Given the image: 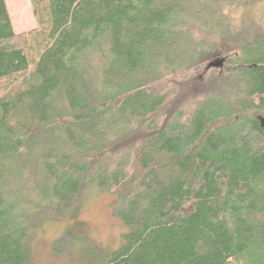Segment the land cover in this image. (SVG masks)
<instances>
[{
    "label": "trees",
    "instance_id": "1",
    "mask_svg": "<svg viewBox=\"0 0 264 264\" xmlns=\"http://www.w3.org/2000/svg\"><path fill=\"white\" fill-rule=\"evenodd\" d=\"M30 3L17 34L0 0V264L92 190L128 232L91 264H264V0Z\"/></svg>",
    "mask_w": 264,
    "mask_h": 264
},
{
    "label": "rangeland",
    "instance_id": "2",
    "mask_svg": "<svg viewBox=\"0 0 264 264\" xmlns=\"http://www.w3.org/2000/svg\"><path fill=\"white\" fill-rule=\"evenodd\" d=\"M6 4L17 34L26 33L36 27L30 0H6ZM253 13L256 14V28L264 29V3L246 8L240 14L252 16ZM215 61L217 59L212 62ZM116 205L115 196L99 194L92 190L60 220H47L34 227L29 264H89L91 250L84 252L89 245H95L103 252L117 251L128 232V227L115 215ZM75 238L76 244L79 240L84 243L77 246L69 242L63 245L62 252L54 250L57 240L69 241Z\"/></svg>",
    "mask_w": 264,
    "mask_h": 264
},
{
    "label": "water",
    "instance_id": "3",
    "mask_svg": "<svg viewBox=\"0 0 264 264\" xmlns=\"http://www.w3.org/2000/svg\"><path fill=\"white\" fill-rule=\"evenodd\" d=\"M219 65L222 67V66H223V61H221V62L219 63Z\"/></svg>",
    "mask_w": 264,
    "mask_h": 264
}]
</instances>
